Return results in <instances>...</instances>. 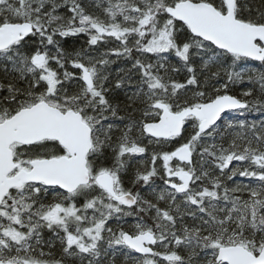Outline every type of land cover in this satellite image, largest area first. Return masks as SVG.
Segmentation results:
<instances>
[{
  "label": "snow or ice",
  "instance_id": "obj_1",
  "mask_svg": "<svg viewBox=\"0 0 264 264\" xmlns=\"http://www.w3.org/2000/svg\"><path fill=\"white\" fill-rule=\"evenodd\" d=\"M251 110L264 0H0V264H264Z\"/></svg>",
  "mask_w": 264,
  "mask_h": 264
},
{
  "label": "trees",
  "instance_id": "obj_2",
  "mask_svg": "<svg viewBox=\"0 0 264 264\" xmlns=\"http://www.w3.org/2000/svg\"><path fill=\"white\" fill-rule=\"evenodd\" d=\"M234 91H235L236 94H239V92L241 91V88L240 87H237ZM246 115H247V118L249 120H253V119L259 120V119L264 118V117L261 116L260 112L259 111H256V110H251Z\"/></svg>",
  "mask_w": 264,
  "mask_h": 264
}]
</instances>
